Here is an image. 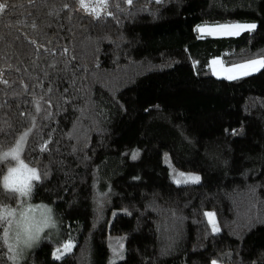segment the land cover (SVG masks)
Instances as JSON below:
<instances>
[{"label":"trees","instance_id":"16d2710c","mask_svg":"<svg viewBox=\"0 0 264 264\" xmlns=\"http://www.w3.org/2000/svg\"><path fill=\"white\" fill-rule=\"evenodd\" d=\"M0 2V171L23 137L29 200L57 222L19 264H264V69L209 67L264 58V0H107L98 18L79 0ZM233 22L257 28L195 30Z\"/></svg>","mask_w":264,"mask_h":264},{"label":"snow or ice","instance_id":"6c2138e0","mask_svg":"<svg viewBox=\"0 0 264 264\" xmlns=\"http://www.w3.org/2000/svg\"><path fill=\"white\" fill-rule=\"evenodd\" d=\"M81 8L88 10L89 4L85 0H79ZM129 4L132 3V0H127ZM100 3L107 7V0H100ZM8 7L6 2H0V13H4L5 9ZM97 18L100 13L97 12L96 7L91 8V13ZM257 28L255 23H233V24H221L217 26L200 27L198 30L200 32H208L209 34H223L227 36H237L244 31L252 32ZM261 57H264V53L258 54ZM211 64L213 66L220 64L223 65L224 61L214 59ZM264 69V58H252L243 63L233 62L231 67H223L222 71L225 73L226 79H238L242 76L251 75L254 72ZM215 72V68H213ZM6 83V81H5ZM23 137H21V142H18L16 148L12 149L11 152L4 153L5 157L11 156L13 159H19L17 153L19 152L22 145ZM46 150V149H45ZM135 158V155L133 156ZM23 169V171H21ZM175 183L179 184H188V183H199L200 177L196 175H185L184 173H175ZM40 175L34 168H29L23 161H20L18 168H10L8 170V175L4 177V186L6 189H9L11 193H19L21 196L28 195L33 187V181H39ZM14 198V197H13ZM47 215H43L42 218L37 219L35 217H29L25 213H21L22 220L19 221V226L21 228L20 232L16 233V239L18 242H21V236H23V244L31 247L32 244L41 239V233L44 229L49 227L54 228L55 222L51 218V209H47ZM15 214V210L11 208H0V221L7 220L8 217H12ZM209 218V223L213 226V231H217V228L214 224V213L205 214ZM9 235L8 231L5 230L3 236H0V249H3L5 245L8 246L9 250L12 249V245L8 244ZM73 247L72 238L69 237L68 242L64 245L63 251H70ZM63 254L61 249H57L53 255L57 260L61 258ZM115 254V253H114ZM15 261V257L12 258ZM0 264H3V258L0 257ZM215 264V262H213Z\"/></svg>","mask_w":264,"mask_h":264},{"label":"rangeland","instance_id":"374dc122","mask_svg":"<svg viewBox=\"0 0 264 264\" xmlns=\"http://www.w3.org/2000/svg\"><path fill=\"white\" fill-rule=\"evenodd\" d=\"M85 2L87 4H89V9L85 10V9L81 8L80 2H79L77 7H78V9L81 12H83V13L89 15V16H95V15L90 14V13H91V8L92 7H96V10H97V12L100 13V15L107 13L106 8L104 7L103 4L100 3V0H85ZM233 23H247V22H233ZM233 23H226V24H233ZM217 25H221V24L196 25L195 26V30L199 34H207V35H212V36H226V35L219 34V33H216V34H209L208 32H203L202 33V32H200L198 30L200 27H203V26L212 27V26H217ZM214 59L220 60V58L214 57V58H211L209 60V67H210V70H211L212 74H214L217 77H223L224 78L225 77V73L222 71V68L223 67H231L232 65L225 66V65L217 64V65L213 66L211 64V62ZM213 68H215V72L213 71ZM20 161H22V160L17 159V161L15 163L16 168L19 167ZM21 171H23V169H21ZM180 173H184L185 175L191 174V175H196L197 176V174H194V173H187V172H181V171H180ZM172 180L175 182V177L174 176H172ZM18 198H19V203H18L19 205L17 206L18 208L16 207L14 209L15 210L14 216L8 217L7 224H6L5 229H4V231L5 230L8 231V235H9L8 244H11L13 246L11 250H9V248L7 246L8 252H9V257H10V260H11V262L13 264H19L20 261L25 257L26 253L29 250H31L32 248H34L38 244V242L40 241V240H38V241L34 242L31 247H28V246L24 245L23 243L17 241L16 233L21 231V228H20L19 223H18L19 221L22 220L21 213H25L29 217H35L37 219H40V218H42L43 215H47L48 214L47 211H46L47 209H51L50 205H48L46 203H43V202H30L29 197L28 198H22V197H20L18 195ZM206 213H212V211H206ZM51 216H52V209H51ZM208 220H209V218H208ZM54 222H55L56 226L54 228L49 227L47 229H44L43 232L41 233V237L44 234H47V235H50V236H53V235L56 234V232H57V222H56L55 218H54ZM3 234H4V232H3ZM67 242L68 241H65L61 245L56 246L55 248L52 249L51 255H52L53 258H55L53 253H55L57 249H61L63 254H65L67 252V251H63L64 245ZM13 257L16 258L15 261L12 259ZM212 264H213V262H212ZM215 264H220V263L215 262Z\"/></svg>","mask_w":264,"mask_h":264},{"label":"clouds","instance_id":"9594fccd","mask_svg":"<svg viewBox=\"0 0 264 264\" xmlns=\"http://www.w3.org/2000/svg\"><path fill=\"white\" fill-rule=\"evenodd\" d=\"M3 163H5V161L3 159V155H0V164H3ZM10 168H16V165L10 163L6 169H4L3 171H0V191L10 192V190L6 189L5 186H4V177L8 175V170ZM34 191H35V185H34V181H33V187H32V190H31L30 193H32ZM30 193L28 195H26V196H21L19 193H15V194H18L22 198H28L30 196ZM13 199H15V196H14ZM54 216H55V212L53 210V213H52V216H51L53 221H54ZM21 243H23V236H21Z\"/></svg>","mask_w":264,"mask_h":264}]
</instances>
